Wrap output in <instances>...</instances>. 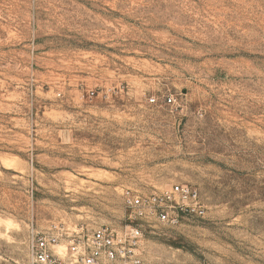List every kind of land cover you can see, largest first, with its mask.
Instances as JSON below:
<instances>
[{
	"label": "rangeland",
	"instance_id": "rangeland-1",
	"mask_svg": "<svg viewBox=\"0 0 264 264\" xmlns=\"http://www.w3.org/2000/svg\"><path fill=\"white\" fill-rule=\"evenodd\" d=\"M176 183L206 216L150 227L145 259L264 264V0H0V264Z\"/></svg>",
	"mask_w": 264,
	"mask_h": 264
},
{
	"label": "built area",
	"instance_id": "built-area-1",
	"mask_svg": "<svg viewBox=\"0 0 264 264\" xmlns=\"http://www.w3.org/2000/svg\"><path fill=\"white\" fill-rule=\"evenodd\" d=\"M150 102L157 103V98ZM174 102L173 95L165 98L167 104ZM122 196L130 226L119 230L108 225L53 223L30 238L31 264H172L142 256L144 232L157 224L179 226L207 213L199 190L184 183L155 192L125 188Z\"/></svg>",
	"mask_w": 264,
	"mask_h": 264
}]
</instances>
